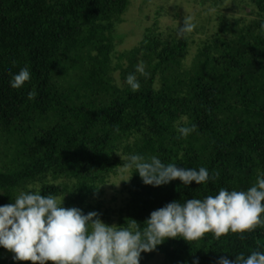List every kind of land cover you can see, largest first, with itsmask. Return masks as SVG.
I'll list each match as a JSON object with an SVG mask.
<instances>
[{
	"label": "trees",
	"instance_id": "16d2710c",
	"mask_svg": "<svg viewBox=\"0 0 264 264\" xmlns=\"http://www.w3.org/2000/svg\"><path fill=\"white\" fill-rule=\"evenodd\" d=\"M231 1L240 13H216L193 53L187 37L151 28L113 64L114 32L131 0H0V206L39 192L109 225L135 220L143 231L150 213L174 200L255 185L264 175V0ZM141 63L147 77L135 71ZM26 65L30 82L13 89L12 75ZM192 124L196 131L182 137L178 128ZM136 154L219 176L154 187L128 169L119 204L105 206L104 185ZM253 251H264V226L167 238L140 264H217ZM13 255L0 247V264H33Z\"/></svg>",
	"mask_w": 264,
	"mask_h": 264
},
{
	"label": "clouds",
	"instance_id": "9594fccd",
	"mask_svg": "<svg viewBox=\"0 0 264 264\" xmlns=\"http://www.w3.org/2000/svg\"><path fill=\"white\" fill-rule=\"evenodd\" d=\"M195 26L193 18H186L178 27V37L190 34ZM135 71L149 75L143 63ZM30 80V67L26 65L12 75L10 87L20 89ZM126 83L132 92L139 91L135 74H129ZM36 95L30 92L29 99ZM178 131L186 138L196 131V125L182 126ZM125 168H134L144 184L154 187L176 179L184 187L192 182L204 185L219 176H211L205 167L178 168L175 163L165 165L156 156L146 160L138 154L127 158ZM62 202L63 198L29 191L16 197L14 203L0 206V247L13 253L14 260L33 264H140L141 253L156 250L167 238L190 242L211 233L219 239L264 226V175L258 176L247 191L222 188L215 196L192 198L183 204L174 200L152 211L143 231L135 220L127 227H116L104 223L95 211L85 214L76 207H63ZM193 264H199L198 260ZM217 264H264V251L236 254L234 260L222 256Z\"/></svg>",
	"mask_w": 264,
	"mask_h": 264
},
{
	"label": "rangeland",
	"instance_id": "374dc122",
	"mask_svg": "<svg viewBox=\"0 0 264 264\" xmlns=\"http://www.w3.org/2000/svg\"><path fill=\"white\" fill-rule=\"evenodd\" d=\"M164 2L165 8L158 9ZM223 3L227 6H221L218 9L211 0H131L123 15V21L119 23L114 32L113 64L119 62L118 55L121 52L138 44L146 29L153 28L155 34L159 32L161 35H166V31H172L177 35L178 27L182 26L183 21L189 17L193 18L196 26L190 34L183 37L188 38L189 51L193 53L199 40L214 30L216 13L219 11L231 15L240 13L237 5L231 0H224ZM234 9L236 10L233 11ZM122 62L125 63V60ZM117 73L118 70L115 72V78L118 80ZM127 177L128 169L121 168L104 185L105 206L119 204L121 197L118 192ZM155 262L153 263L155 264ZM49 264H53V262L50 261Z\"/></svg>",
	"mask_w": 264,
	"mask_h": 264
}]
</instances>
